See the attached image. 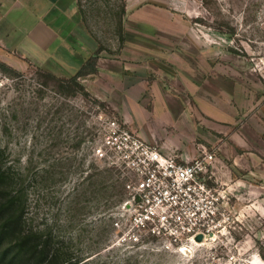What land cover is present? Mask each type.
<instances>
[{"label":"rangeland","instance_id":"obj_1","mask_svg":"<svg viewBox=\"0 0 264 264\" xmlns=\"http://www.w3.org/2000/svg\"><path fill=\"white\" fill-rule=\"evenodd\" d=\"M33 1L38 13L49 8ZM78 3L75 32L53 37L70 50L73 36H96L100 58L121 71L103 83L113 98L67 92L49 71L0 50V64L19 72L0 67V158L24 192L29 242L46 247L47 264H264V0ZM127 61L133 69L121 70ZM109 119L153 131L166 151L214 154L225 229L189 251L119 241L122 173L93 152ZM3 244L0 264H27L1 260L2 247L16 243Z\"/></svg>","mask_w":264,"mask_h":264},{"label":"built area","instance_id":"obj_2","mask_svg":"<svg viewBox=\"0 0 264 264\" xmlns=\"http://www.w3.org/2000/svg\"><path fill=\"white\" fill-rule=\"evenodd\" d=\"M94 155L121 170L124 212L114 221L119 241L130 247H182L222 232L225 196L213 184L216 157L169 152L109 119Z\"/></svg>","mask_w":264,"mask_h":264},{"label":"crops","instance_id":"obj_3","mask_svg":"<svg viewBox=\"0 0 264 264\" xmlns=\"http://www.w3.org/2000/svg\"><path fill=\"white\" fill-rule=\"evenodd\" d=\"M46 1L49 8L38 13V6L33 0H0V50L16 51L21 57L29 59L56 76L70 77L82 67L98 45L88 31V36L84 37L85 41H81L76 35L73 36L74 47L68 50L67 40L62 37L54 38L53 35H62L68 30L71 33L75 32L74 18L80 13L78 0ZM58 25L65 26V30H57ZM58 46L59 53H57ZM13 57L9 60L11 65L14 64L13 59L19 60L17 56ZM110 61L112 60L100 58L97 65L98 73L82 79L85 88L97 98H113L109 94L112 92L108 90L113 85L104 84L110 83V78L118 76L121 71L118 70V64L115 67ZM128 65H130L129 61L125 62V66L121 63V70L124 67L128 70L133 69ZM131 125L136 124L132 121ZM140 135L152 143L157 140L153 131L150 133L141 131Z\"/></svg>","mask_w":264,"mask_h":264},{"label":"trees","instance_id":"obj_4","mask_svg":"<svg viewBox=\"0 0 264 264\" xmlns=\"http://www.w3.org/2000/svg\"><path fill=\"white\" fill-rule=\"evenodd\" d=\"M79 9L81 11L80 5ZM124 11L125 8L123 7ZM120 23L121 27H123V21H120ZM92 35L96 38L93 33ZM121 36L122 38L124 37L123 34ZM101 51V47L96 49L86 59L82 67L70 77H58L51 72L46 73L50 78L66 84L67 92L78 90L84 95H89L90 93L83 85L82 79L98 73L97 65L101 57ZM0 67L6 72L19 73L15 68L2 62ZM16 176L12 174L10 166L7 168L3 167V159L0 158V249L1 245L6 243V241L16 243L15 245L2 247L4 250L1 260L14 261L13 259H18L26 260L27 264H47L45 260L46 247H39L37 243L31 244L28 240L30 231H24L23 208L21 209L20 207V198L24 195V192L22 193V189L15 188L17 185ZM17 247L18 251L16 253L14 248Z\"/></svg>","mask_w":264,"mask_h":264},{"label":"bare ground","instance_id":"obj_5","mask_svg":"<svg viewBox=\"0 0 264 264\" xmlns=\"http://www.w3.org/2000/svg\"><path fill=\"white\" fill-rule=\"evenodd\" d=\"M213 238H215V235H213ZM206 240H196L194 239L192 242H189V243H185L182 245V247L178 248V251H186L188 250L189 251V248L192 246V245H202L203 242H205Z\"/></svg>","mask_w":264,"mask_h":264},{"label":"water","instance_id":"obj_6","mask_svg":"<svg viewBox=\"0 0 264 264\" xmlns=\"http://www.w3.org/2000/svg\"><path fill=\"white\" fill-rule=\"evenodd\" d=\"M201 238H202V236H201V235H199L197 239H198V240H200Z\"/></svg>","mask_w":264,"mask_h":264}]
</instances>
